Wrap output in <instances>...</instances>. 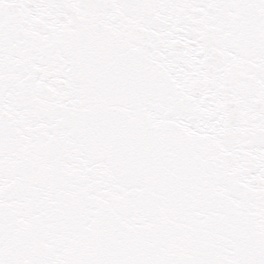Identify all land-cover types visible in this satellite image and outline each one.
Segmentation results:
<instances>
[{
    "label": "snow or ice",
    "instance_id": "1",
    "mask_svg": "<svg viewBox=\"0 0 264 264\" xmlns=\"http://www.w3.org/2000/svg\"><path fill=\"white\" fill-rule=\"evenodd\" d=\"M0 264H264V0H0Z\"/></svg>",
    "mask_w": 264,
    "mask_h": 264
}]
</instances>
